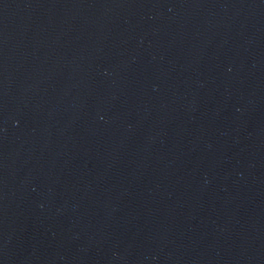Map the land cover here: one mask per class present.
Here are the masks:
<instances>
[{
    "label": "water",
    "instance_id": "95a60500",
    "mask_svg": "<svg viewBox=\"0 0 264 264\" xmlns=\"http://www.w3.org/2000/svg\"><path fill=\"white\" fill-rule=\"evenodd\" d=\"M0 264H264V0H0Z\"/></svg>",
    "mask_w": 264,
    "mask_h": 264
}]
</instances>
